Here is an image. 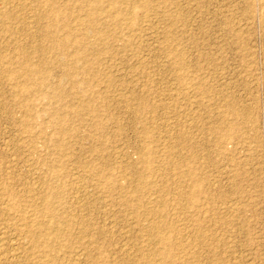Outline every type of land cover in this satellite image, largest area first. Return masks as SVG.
<instances>
[{
  "label": "rangeland",
  "instance_id": "374dc122",
  "mask_svg": "<svg viewBox=\"0 0 264 264\" xmlns=\"http://www.w3.org/2000/svg\"><path fill=\"white\" fill-rule=\"evenodd\" d=\"M141 1L0 0V264H264V0Z\"/></svg>",
  "mask_w": 264,
  "mask_h": 264
},
{
  "label": "bare ground",
  "instance_id": "6f19581e",
  "mask_svg": "<svg viewBox=\"0 0 264 264\" xmlns=\"http://www.w3.org/2000/svg\"><path fill=\"white\" fill-rule=\"evenodd\" d=\"M147 1V0H146ZM146 1H141V2H143V6L145 5V3H146ZM140 2V1H139ZM37 5V4H36ZM142 5H141V7H142ZM126 6V5H125ZM124 6V7H125ZM134 6V5H133ZM136 6V5H135ZM141 7H139V9L141 8ZM137 8V7H136ZM135 8V9H136ZM144 8V7H143ZM124 9V8H123ZM103 11V10H102ZM140 11H142V9L140 10ZM1 12V11H0ZM101 13V12H100ZM129 14V13H128ZM143 16V15H142ZM22 19V18H21ZM140 19V18H139ZM27 20V19H26ZM28 21H30V20H28ZM30 24V23H29ZM111 26V25H110ZM10 28V27H9ZM96 29V28H95ZM93 31V30H92ZM134 31V30H133ZM178 69V68H177ZM42 71V70H41ZM184 80V78H182V81ZM36 82V81H35ZM38 85V84H37ZM194 86V85H193ZM180 90V89H179ZM232 104V103H231ZM232 109H235V108H232ZM232 111V110H231ZM233 112V111H232ZM234 113H236V111L234 112ZM238 113V112H237ZM247 115H249V114H247ZM228 124V123H227ZM213 126V125H212ZM223 131V130H222ZM230 136H231V128L230 129H224V135L222 136L223 137V139H226V138H230ZM222 152V151H221ZM142 154H145L144 155V164H146V168L149 170V171H151L152 169H153V165H152V159H151V157H149V154H148V151L146 150L144 153H142ZM148 154V155H147ZM177 164V163H176ZM175 165V164H174ZM191 176V175H190ZM140 178H142V177H140ZM47 182H48V180H47ZM46 182V183H47ZM202 181H196V182H192V184L194 183V185H192L191 186V188H192V193H188L187 195H186V197L188 198V199H193V198H195L196 196H198L200 193L199 192H203V190H204V188H203V184L201 183ZM129 183V182H128ZM142 183V182H141ZM161 187V186H160ZM203 188V189H202ZM31 190V189H30ZM36 190V189H35ZM4 191V190H3ZM205 191V190H204ZM27 192V191H26ZM30 192H32V191H30ZM29 192V193H30ZM136 192H139V190L138 191H136ZM34 194V193H33ZM146 194V193H145ZM17 195V194H16ZM37 196V195H36ZM14 197H16V196H14ZM31 198V197H30ZM16 199V198H15ZM15 199H13V202H15L16 200ZM36 199V198H35ZM41 200V199H40ZM131 200V199H130ZM23 201V200H22ZM44 201H45V199H44ZM206 202V201H205ZM186 204V203H185ZM163 205V204H162ZM162 205H161V208H162ZM163 209H164V205H163ZM6 210H8L7 208H6ZM12 210H13V208H12ZM161 210V209H160ZM9 211H10V209H9ZM17 211V210H16ZM162 211V210H161ZM6 212V211H5ZM19 212V211H18ZM152 213H153V211H151ZM7 213V212H6ZM39 213V212H38ZM8 214V213H7ZM41 215V214H40ZM151 215H154V214H151ZM11 216V215H10ZM27 215L25 214V217H26ZM37 216V215H36ZM28 217H31V216H28ZM38 217V216H37ZM43 217V216H42ZM22 218V217H21ZM24 218V217H23ZM33 217H31L30 218V221H31V219H32ZM41 218V217H40ZM48 219V218H47ZM30 221H29V223H30ZM61 221V220H60ZM63 221H65V220H63ZM81 221V220H80ZM84 221V220H83ZM59 222V221H58ZM28 223V224H29ZM32 223V222H31ZM35 223V224H34ZM65 223V222H64ZM27 224V225H28ZM168 224V223H167ZM31 225L32 224H30V227H31ZM152 225V224H151ZM26 226V225H25ZM60 226V225H59ZM24 227V226H23ZM28 228H29V226H27ZM46 227H48V224H45V222L44 221H42L41 219L40 220H35V222H33V226L30 228V229H26V231L28 232V233H26V234H28L29 236L31 235L32 237H33V241H32V239H29V238H27V239H29V240H31L32 242H33V244H30V245H33V247L35 248H38V249H41V252H42V254H44L45 256H48V254H49V256L51 257V258H53L54 256L55 257H57L56 255H54L53 256V250L51 249V250H49L50 248H53V245L52 244H54L55 245V243L56 244H58L57 242H55V241H57V240H52V238H51V240L52 241H54L55 243H52V244H50V242L49 241H51V240H49L48 238L50 237V236H48V234H47V232H45V231H47L48 230V228L50 229V226L47 228V230H46ZM62 228V227H61ZM66 228V227H65ZM166 228H168L169 229V227H167V226H161L160 224L159 225H156V224H154V225H152L151 226V228L149 229V230H153V232L154 233H156L155 234V236H157L156 237V240L158 239V242L162 245V247L161 248H163V251H164V249H165V251H164V253L162 254L161 253V251H157V250H159V249H157V250H151V252H147V253H143L142 251V258L145 260V262H148V263H146V264H149V262H150V260L152 259V256H154V254H156V255H158L159 253H161L162 254V259L163 260H165V259H171L170 261H174L176 258H174V256H176V254H174V256L172 257V252L169 250V248H170V246L172 247V244H171V242H170V240L172 241V239H169L168 238V234L167 233H165L163 230H166ZM2 229V233H3V228H1ZM58 229V228H57ZM8 230V229H7ZM25 230V229H24ZM24 230H22L21 232L22 233H24ZM45 230V231H44ZM54 230H56V229H54ZM59 230L60 229H58V232L57 233H59ZM25 231V232H26ZM52 231V230H51ZM1 232V231H0ZM4 232H6V231H4ZM20 232V233H21ZM152 232V231H151ZM2 233H0V234H2ZM48 233H50V234H52L51 232H48ZM54 233V236L56 235V233L55 232H53ZM63 233V232H62ZM5 234V233H4ZM152 234V233H151ZM203 235H204V233H202ZM201 234V235H202ZM205 234H206V232H205ZM3 235V234H2ZM25 235V234H24ZM27 235V236H28ZM58 235V234H57ZM201 235H200V238H201ZM4 236V235H3ZM20 236V235H19ZM30 236V237H31ZM65 236H66V234H65ZM154 236V235H153ZM153 236H152V238H153ZM205 236V235H204ZM48 237V238H47ZM63 237V236H62ZM70 237V236H69ZM189 237V236H188ZM206 237V236H205ZM209 237V236H208ZM55 238V237H54ZM71 238V237H70ZM204 238V237H203ZM207 238V237H206ZM61 239H63V238H61ZM155 239V238H154ZM196 239H198V238H196ZM3 240V239H2ZM28 240V241H29ZM151 240V239H150ZM182 240V239H181ZM202 240V239H201ZM207 240V239H206ZM4 241V240H3ZM3 241H1V242H3ZM5 241H6V239H5ZM31 241H30V243H31ZM51 241V242H52ZM149 241V240H148ZM176 241V240H175ZM175 241H174V244L175 245H177L176 243H175ZM204 241V240H203ZM61 242V240L59 241V243ZM156 242V241H155ZM201 242V241H200ZM199 242V243H200ZM206 242V241H205ZM4 243H6V242H4ZM8 243V242H7ZM6 243V244H7ZM67 243H69V241L67 242ZM179 243V242H178ZM193 243H195V241L193 242ZM203 243V242H202ZM202 243H200V244H202ZM60 244H62V242L60 243ZM154 244V243H153ZM180 244V243H179ZM9 245V244H8ZM8 245H7V247H8ZM63 245H66V244H63ZM74 245V244H73ZM156 245V244H155ZM175 245H173V246H175ZM182 245V244H181ZM39 246L41 247H43V250H42V248H39ZM185 246V245H184ZM2 247H3V245H2ZM32 247V248H33ZM55 247V246H54ZM156 247V246H155ZM154 247V248H155ZM157 247H159V246H157ZM164 247H166V248H164ZM169 247V248H168ZM3 248H5V247H3ZM9 248V247H8ZM8 248H7V251H9L10 252V250H12V249H10V250H8ZM15 248H17L16 246H15ZM36 248L34 249V250H36ZM153 248V249H154ZM176 248V247H175ZM178 248V247H177ZM176 248V249H177ZM2 249V248H1ZM1 249H0V251H1ZM6 249V248H5ZM19 249V248H18ZM54 249V248H53ZM179 249H180V247H179ZM179 249H177V250H179ZM183 248H182V246H181V250H182ZM58 250V249H57ZM172 250V249H171ZM3 251V250H2ZM1 251V252H2ZM5 251V250H4ZM3 251V252H4ZM17 251V250H16ZM15 251V252H16ZM27 251V250H26ZM29 251V250H28ZM28 251L26 252V253H28ZM49 251H51V252H49ZM149 251V250H148ZM162 251V252H163ZM12 252V251H11ZM11 252H10V254H11ZM18 252H19V250H18ZM30 252L32 253V251L30 250ZM36 252H38V251H36ZM35 252V255L37 254ZM40 252V251H39ZM38 252V253H39ZM47 252H48V254H47ZM64 252H67V251H64ZM177 252V251H176ZM175 252V253H176ZM179 252V251H178ZM6 253H8V252H6ZM21 253V252H20ZM33 253H34V251H33ZM50 253H51V255L53 256H51L50 255ZM190 253V252H189ZM189 253H187V255L189 254ZM9 254V253H8ZM10 254H9V257H10ZM15 254V253H14ZM29 254V253H28ZM55 254V253H54ZM67 254V253H66ZM127 254V253H126ZM161 254L159 255V257L161 256ZM192 254H193V252H192ZM178 255V254H177ZM17 256V255H16ZM21 256V255H20ZM20 256H17V257H20ZM24 256H26V254H24ZM28 256V255H27ZM31 256V255H30ZM38 256H39V254H38ZM42 256V255H41ZM40 256V257H41ZM48 256V257H49ZM7 257H8V255H7ZM13 257H15V255L13 256ZM29 257V256H28ZM33 257H34V255H33ZM44 257V256H43ZM50 257L48 258V259H46V258H44L45 260H48V262H50L49 260H50ZM136 257V256H135ZM157 258H158V256H156ZM178 257H184V256H178ZM186 257V256H185ZM191 256H189L188 257V259H187V261L189 260V258H190ZM11 258V257H10ZM9 258V259H10ZM22 258V257H21ZM30 259H33L32 257H29ZM42 258V257H41ZM58 258V257H57ZM57 258H56V260H57ZM96 258V257H95ZM161 258V257H160ZM174 258V259H173ZM6 259V258H5ZM8 259V258H7ZM15 259V258H14ZM18 259H20V258H18ZM17 259V260H18ZM34 259H35V257H34ZM44 259H42L43 261H44ZM54 259V258H53ZM123 259V258H122ZM154 259L155 258H153V264L155 263L154 262ZM173 259V260H172ZM183 259V258H182ZM186 259H185V261L184 262H186ZM21 260V259H20ZM26 260H27V258H26ZM26 260H24V261H26ZM36 260V259H35ZM37 260H41V259H39V258H37ZM41 260V261H42ZM55 260V261H56ZM93 260V259H92ZM139 260H141V259H139ZM144 260H142V262H144ZM177 260V259H176ZM178 260H180V258L178 259ZM178 260L177 261H175V262H177L178 263ZM7 261H10V260H7ZM31 261V260H30ZM28 262V260L25 262L26 264H27V262L28 263H32L33 262V260H32V262ZM38 261V262H39ZM40 261V262H41ZM52 261V260H51ZM55 261H53V262H55ZM157 261H158V259H157ZM12 261H10V263H11ZM20 262H22V261H20ZM39 262V263H40ZM57 262V261H56ZM141 262V261H140ZM139 262V263H140ZM159 262H160V260H159ZM175 262H171V263H175ZM9 263V262H8ZM9 263V264H10ZM23 263V262H22ZM34 263V262H33ZM32 263V264H33ZM36 263V262H35ZM45 263H46V261H45ZM45 263H42V264H45ZM156 263H158V262H156ZM155 263V264H156ZM164 263V262H163ZM170 263V262H169ZM176 263V264H177ZM181 263H183V261H181L180 262V264ZM15 264V263H14ZM17 264V263H16ZM19 264V263H18ZM24 264V263H23ZM38 264V263H37ZM41 264V263H40ZM50 264H52V263H50ZM58 264V263H57ZM144 264V263H143ZM151 264V263H150ZM166 264V263H165ZM179 264V263H178ZM184 264V263H183ZM186 264H188V263H186Z\"/></svg>",
  "mask_w": 264,
  "mask_h": 264
}]
</instances>
